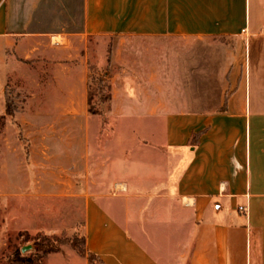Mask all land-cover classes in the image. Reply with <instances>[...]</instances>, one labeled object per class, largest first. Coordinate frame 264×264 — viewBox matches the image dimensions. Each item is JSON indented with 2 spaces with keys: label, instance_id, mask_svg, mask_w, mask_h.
I'll use <instances>...</instances> for the list:
<instances>
[{
  "label": "crops",
  "instance_id": "obj_1",
  "mask_svg": "<svg viewBox=\"0 0 264 264\" xmlns=\"http://www.w3.org/2000/svg\"><path fill=\"white\" fill-rule=\"evenodd\" d=\"M213 39L243 60L207 65ZM0 206L100 264H264V0H0Z\"/></svg>",
  "mask_w": 264,
  "mask_h": 264
},
{
  "label": "rangeland",
  "instance_id": "obj_2",
  "mask_svg": "<svg viewBox=\"0 0 264 264\" xmlns=\"http://www.w3.org/2000/svg\"><path fill=\"white\" fill-rule=\"evenodd\" d=\"M113 40L111 41V43ZM172 50L171 52H168V57L165 56V53H163V56L161 57L163 61H165L166 58L169 59L170 54L171 59H173L174 63H177L179 54L184 53L188 47H192V41L188 40H173L172 43ZM246 47V40L238 39V40H228V39H213V40H207L205 41L204 48L207 51V57H206V64H212L217 65L219 60L221 59V56L219 55H208V50L213 49H221L223 51H227L229 53L234 54V59L238 61V63L243 60V53L245 51ZM237 53V55L235 54ZM215 67V66H214ZM215 72L207 73V76L209 78H212ZM36 75V74H33ZM96 75V76H95ZM93 76V79L91 81L90 86V110L92 113H101L105 117V123L108 122V114L110 113V102L112 98L111 94V86H110V78H111V71H108L107 73L102 72L100 74H95ZM208 78V79H209ZM179 77H175V80L178 82ZM227 81H228V75H227ZM213 82H209V86ZM60 86V85H58ZM209 91H211L209 89ZM179 89L175 88V96L178 95ZM8 96V97H7ZM14 93L12 89H7L6 93V102L7 99L9 100L10 108L12 111L15 110V104H13V98ZM6 209L4 207L0 206V237L1 240L4 242V246L0 249V264H23L17 260L20 258L25 259H31L33 261L32 264H45L44 258L46 257L43 255L42 252H39L36 246L35 239L40 236V239H43L41 237L46 236L44 234H38V235H30L27 232H16L18 229V225L15 222L6 223L3 225L1 223L2 218L5 217ZM5 232H8L7 234ZM50 238H66L70 240H76L77 245L80 247H84L83 238L73 236V237H67L65 235L62 236H48ZM79 253L74 247H72L71 244H66L62 247L61 252H65V250H70ZM20 253V256H17V254ZM80 254V253H79ZM60 256H52L50 258L49 264H57V260H59ZM90 264H100L97 258H94L92 262L89 261ZM27 264V263H25Z\"/></svg>",
  "mask_w": 264,
  "mask_h": 264
},
{
  "label": "trees",
  "instance_id": "obj_3",
  "mask_svg": "<svg viewBox=\"0 0 264 264\" xmlns=\"http://www.w3.org/2000/svg\"><path fill=\"white\" fill-rule=\"evenodd\" d=\"M10 104H9V100L7 99V114L13 115L14 111L11 110ZM41 238H43V239H40V236H38L35 239V242H36V246H37L38 251L42 252L43 255H45V256H47L49 254H53V253H60L62 251V247L64 245L71 244L72 247H74L80 254L86 256L90 262H92L94 260V258H96L95 255L87 253L83 247L78 246L76 240H70V239H66V238H50L48 236H43ZM83 242H84V239H83ZM83 244H85V242ZM17 256H20V253H18ZM17 261H19L23 264H25V263L32 264L33 263V261L31 259H25V258H20Z\"/></svg>",
  "mask_w": 264,
  "mask_h": 264
},
{
  "label": "built area",
  "instance_id": "obj_4",
  "mask_svg": "<svg viewBox=\"0 0 264 264\" xmlns=\"http://www.w3.org/2000/svg\"><path fill=\"white\" fill-rule=\"evenodd\" d=\"M241 212H245V209L243 207H240L239 209Z\"/></svg>",
  "mask_w": 264,
  "mask_h": 264
}]
</instances>
